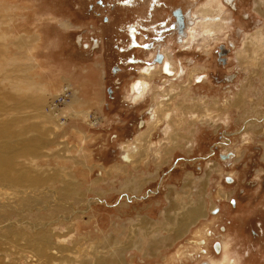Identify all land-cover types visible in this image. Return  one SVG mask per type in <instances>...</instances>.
<instances>
[{"label":"rangeland","instance_id":"1","mask_svg":"<svg viewBox=\"0 0 264 264\" xmlns=\"http://www.w3.org/2000/svg\"><path fill=\"white\" fill-rule=\"evenodd\" d=\"M207 1L0 0V264H264V0H223L224 30L193 27L184 49L173 13L198 22ZM159 45L181 74L134 101Z\"/></svg>","mask_w":264,"mask_h":264},{"label":"bare ground","instance_id":"2","mask_svg":"<svg viewBox=\"0 0 264 264\" xmlns=\"http://www.w3.org/2000/svg\"><path fill=\"white\" fill-rule=\"evenodd\" d=\"M216 1H218L219 3L217 4V5H215L213 8H209V6L214 2V0H208L206 3H204V7L206 6V7H208V8H204V9H202L201 11H199L198 13H199V17H197V20H199L198 22H196V21H194V23H193V25H191L190 26V28H189V33H190V31H192V29L191 28H193V27H198L199 26V29H201V31H204L205 32V34L207 35V37L209 38V37H213L215 34H216V32L217 31H221L222 29L224 30V26H220L221 24L220 23H222V21H223V18H224V15L226 14V13H228V11H227V4L225 3V2H227V3H232L233 2V0H225V2L223 1V0H216ZM213 13H218V15H215V14H213ZM202 17H201V16ZM197 24H196V23ZM222 30V31H223ZM190 40V41H194L195 40V36H193V33H191L190 34V36L186 39V40ZM186 42V41H185ZM186 45V44H185ZM185 45H182L183 46V48L185 49ZM168 51H163V56H164V58H165V61H164V63H163V65H151V66H145V67H142V68H140V74H142L143 76L144 75H149V78H145V76L143 77L144 79H142L141 77H140V79L136 82V83H134L133 85H132V89H131V96L133 97V100L134 101H140V100H142V99H144L143 97H144V94L146 93V92H148L149 91V89H150V85H149V81H151L152 80V78L153 77H151L150 78V76H152L154 73H157V72H159V73H161V76H163V78H165V79H167V80H169V78H173V79H177V78H179V76H180V74L179 75H176V73H175V69H174V65L172 64V58H171V56L169 55V53H167ZM154 56V55H153ZM152 56V57H153ZM154 58V57H153ZM161 63V64H162ZM158 64V63H157ZM147 79V80H146ZM166 82V81H165ZM165 82H164V84H165ZM64 92V91H63ZM65 94H66V92H65ZM152 98L153 99H155V96L153 95L152 96ZM164 102H166V101H164ZM169 103V102H168ZM240 103V102H239ZM35 105H37V104H35ZM163 105V104H162ZM40 106V105H39ZM38 106V107H39ZM160 106H161V104H160ZM38 107H36L37 109H38ZM40 109H42V108H40ZM158 109V108H157ZM44 110V109H43ZM159 110H161V109H159ZM155 111H157V110H155ZM150 113V112H149ZM156 113V112H155ZM167 114H169V113H167ZM45 116V115H44ZM155 116V115H154ZM47 118V117H46ZM24 132H26V131H24ZM28 132V131H27ZM44 132V131H43ZM23 133V132H22ZM27 134V133H26ZM41 134V133H40ZM8 136V135H7ZM12 137V136H11ZM5 140H3V141H6L5 143H10V140L8 139V137H3ZM13 140V139H12ZM21 142V141H20ZM27 142V141H26ZM11 145V144H10ZM127 147H128V152H127V159L128 160H130V161H132V159H133V157L135 156V155H137V154H139V151H140V148H139V146L138 145H136V144H128L127 145ZM4 148H5V146H4ZM13 148V147H12ZM38 148H40V147H38ZM34 146H24V148H21V150H22V152L24 153H26L27 151H28V153L29 152H31L32 150L34 151ZM6 150V149H5ZM6 151H8V150H6ZM13 151H14V149H13ZM38 152V151H37ZM41 152V151H40ZM10 153H12V152H6V154H4V155H2V153H1V151H0V168L1 169H3L4 171H9V169L6 167V164L8 165L9 164V160L12 158V157H10ZM22 154V153H21ZM15 155V154H14ZM17 155V154H16ZM24 155V154H23ZM13 156V155H12ZM18 156V155H17ZM33 156V155H32ZM135 158V157H134ZM15 160V159H14ZM27 162V161H26ZM14 165V164H13ZM14 170V169H13ZM6 174V173H5ZM4 174V175H5ZM10 175H6L4 178H6L7 179V177H9ZM22 177L23 178H21L25 183H27L28 182V184L30 183V182H32V180H30V179H28V177H27V175L25 174V175H22ZM34 177V176H33ZM231 178V177H230ZM36 179V178H35ZM19 181H21V180H19ZM69 193V192H68ZM25 195V194H24ZM30 197V196H29ZM198 205L197 206H193L192 208L190 207V208H188V209H186L185 211H184V213H183V211H181V212H179L178 210H175V212H178L177 213V216H179V218H177V220L176 221H174V220H172L171 221V219L172 218H169V223H168V225H171L172 227L174 226L175 227V232H177V233H175V237L174 238H181V237H179V232L181 233V236L183 235H185L187 232H189V230L191 229V227H193V226H195L196 224H198L199 222H200V220L202 219V218H204L205 216H206V213H205V209H204V204L203 203H201L200 201L197 203ZM174 207V206H173ZM172 207V208H173ZM177 209V208H176ZM179 209V208H178ZM173 214V213H172ZM44 229V228H43ZM42 230V229H41ZM38 231V230H37ZM42 232H43V230H42ZM44 234V233H43ZM206 234H207V238H208V236L209 237H211V239H212V232L211 231H207L206 232ZM41 235V234H40ZM39 235V236H40ZM204 235V234H203ZM38 236V237H39ZM44 236V235H43ZM182 236V237H183ZM229 238H231V237H229ZM148 239V238H147ZM166 239V238H165ZM210 239V238H209ZM41 240H43L44 242H46L44 245H41L42 246V248H38L39 250H37V251H44V252H46L47 253V251H48V248H49V243H50V240H47L46 238L45 239H41ZM152 241V240H151ZM157 241V240H156ZM160 243L163 245V244H165V240H160ZM43 244V243H42ZM151 244V243H150ZM154 244V243H153ZM217 244H218V246H217ZM216 244V246H217V249H220V245L222 246V248H223V251H225V250H227V243L224 241L223 243H217ZM220 244V245H219ZM16 245V244H15ZM20 245V244H19ZM196 245H198V246H205V245H207V242H206V240H205V238L204 239H200V241H198V244L196 243ZM33 246H35V245H33ZM119 249V248H118ZM155 249H158V248H154V250ZM35 250V249H34ZM153 250V249H152ZM121 251V250H120ZM203 253V252H202ZM118 254H120L119 253V251L118 252H115V256L116 255H118ZM204 254L205 255H207V252L206 251H204ZM220 254H222V252H220ZM42 255V256H41ZM113 255V254H112ZM225 255V254H224ZM38 258L40 259V257H44V256H46V254H44V253H38ZM240 256L238 255V254H233V256L232 255H227V256H225L221 261H218V262H216V261H214V260H212L211 261V263H208V264H241V262H240ZM118 259V258H117ZM115 257H113V259H111V260H109V261H107V260H104L103 261V263H107V264H122L121 263V261L118 259L117 260ZM214 259V258H213ZM43 261V260H42ZM98 261V260H97Z\"/></svg>","mask_w":264,"mask_h":264},{"label":"flooded vegetation","instance_id":"3","mask_svg":"<svg viewBox=\"0 0 264 264\" xmlns=\"http://www.w3.org/2000/svg\"><path fill=\"white\" fill-rule=\"evenodd\" d=\"M235 2V3H234ZM234 4H236V0H233V2L232 3H230L229 5H234ZM182 15L183 16H185L184 17V26L180 23V21H178V19L174 16V13H173V16H174V18H175V21L173 22V29L176 31V33H177V35H178V38H177V43H180L179 45H183V43H184V41H186V39L188 38V30H189V28H190V26L191 25H193V23H194V21H190V19H189V14L187 13V14H185V13H182ZM183 28V30H184V34L182 35V36H179L180 35V30ZM188 31V32H187ZM160 45L158 46V47H156L155 48V52H153L154 53V58L152 57V59L153 60H155L154 62L155 63H158V57H157V55H158V52L160 53ZM226 49H228L227 47H226ZM163 53V52H162ZM220 53V52H219ZM218 58H219V55H218ZM163 60H165V58H164V56H163ZM151 65H162L161 63H158V64H150V65H148V66H151ZM175 69V68H174ZM139 71H141V70H139ZM175 73H176V75H179V73H177L176 72V69H175ZM137 82V81H136ZM135 82V83H136ZM134 84V83H133ZM226 230V229H225ZM217 244V243H216ZM216 244H215V248H213V250H214V253H216V254H218V255H220V252H222L223 251V248H222V246L220 245V249H217V246H218V244H217V246H216ZM232 245H233V241H232ZM231 245V246H232ZM233 248V247H232ZM243 259V258H242ZM243 263L244 264H252L253 263V258H250V257H248V258H244L243 259Z\"/></svg>","mask_w":264,"mask_h":264},{"label":"water","instance_id":"4","mask_svg":"<svg viewBox=\"0 0 264 264\" xmlns=\"http://www.w3.org/2000/svg\"><path fill=\"white\" fill-rule=\"evenodd\" d=\"M174 16L178 19V21H180V23L184 26V17L182 15V11L181 9H176L174 11ZM180 35L182 36L184 34V30L183 28L180 30ZM230 53V49H226L225 45H221L220 46V53H219V61H222L223 63H226V56ZM158 63H162L163 62V55L161 53L158 52ZM202 264H208V263H202Z\"/></svg>","mask_w":264,"mask_h":264}]
</instances>
